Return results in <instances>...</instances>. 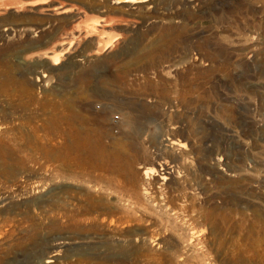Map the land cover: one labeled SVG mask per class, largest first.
Listing matches in <instances>:
<instances>
[{
    "label": "rangeland",
    "instance_id": "obj_1",
    "mask_svg": "<svg viewBox=\"0 0 264 264\" xmlns=\"http://www.w3.org/2000/svg\"><path fill=\"white\" fill-rule=\"evenodd\" d=\"M44 1L0 14V264H264V0Z\"/></svg>",
    "mask_w": 264,
    "mask_h": 264
},
{
    "label": "bare ground",
    "instance_id": "obj_2",
    "mask_svg": "<svg viewBox=\"0 0 264 264\" xmlns=\"http://www.w3.org/2000/svg\"><path fill=\"white\" fill-rule=\"evenodd\" d=\"M148 1H150V0H114V2L119 4V7L126 6L128 8H136V4L144 3V2H148ZM44 2H45L44 0H31V1L1 0L0 1V14L6 12L7 10H12V11L24 10V9L29 8L28 7L29 5H31V6H35L37 4L38 5L39 4L44 5ZM47 7H48V10H51L52 12L54 11L56 13V11H58V6L51 5L48 3ZM43 10H44V7H43ZM70 11H72L71 8H65L60 12L68 13ZM114 22H115V19H106L105 24L102 27L107 26V25H109V26L113 25ZM98 24L99 23H98L97 19L96 20H94V19L88 20L85 33L83 35H81V34L78 35L79 37L80 36L81 37L80 38L78 37L79 42L75 46H73V41H69L66 44H65V42L57 43L56 45L51 47L50 52L44 51V52H42L41 55L37 54L38 57H41V56L48 57V59H50V62L52 65H59L61 63V56L63 55L62 50H74V51H76V50H88L89 47L92 45V43H94L95 45L92 48L93 51L90 54L99 55V54L106 52V50H113V48H115V47H113V45L111 43L114 39V34L112 35V33H109L104 28H99ZM122 29H125V28H122ZM134 30H135L134 28L131 29V31H134ZM128 31H130V29ZM115 34H117V33H115ZM93 37H96V40H94ZM81 41L84 42V45H83V47L80 48L79 45H80ZM56 46H57V48L58 47H61V48L57 49ZM58 50H61V51H58ZM78 54L79 53L72 54L70 59H73L74 57L78 56ZM171 143L172 144L177 143L176 139H171ZM75 152L76 153L69 152L68 156L75 159V157L77 158L78 155H81L83 159L77 161L80 164L84 165V163H86L93 168H105L104 163H103L102 159L100 158L101 154L103 153L101 148L100 149L98 148V150H93V153L90 152L94 156V157H92L91 161L86 160L88 157H90L85 153V152H87L86 150L81 149V150H78ZM167 167H163V168L161 167L162 169L166 170L165 173L159 174L160 179H162V180H167L170 178V176H169L170 170L167 169ZM50 261H52V260H47V262H50Z\"/></svg>",
    "mask_w": 264,
    "mask_h": 264
},
{
    "label": "built area",
    "instance_id": "obj_3",
    "mask_svg": "<svg viewBox=\"0 0 264 264\" xmlns=\"http://www.w3.org/2000/svg\"><path fill=\"white\" fill-rule=\"evenodd\" d=\"M117 118H118V116H117Z\"/></svg>",
    "mask_w": 264,
    "mask_h": 264
}]
</instances>
